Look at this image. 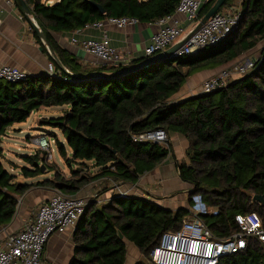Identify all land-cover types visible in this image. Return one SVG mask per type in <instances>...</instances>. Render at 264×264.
I'll return each instance as SVG.
<instances>
[{
  "label": "trees",
  "instance_id": "trees-1",
  "mask_svg": "<svg viewBox=\"0 0 264 264\" xmlns=\"http://www.w3.org/2000/svg\"><path fill=\"white\" fill-rule=\"evenodd\" d=\"M25 1L57 56L73 74L116 73L147 57L127 65L88 66L64 49L53 32H73L120 17L154 23L175 15L180 3V0H60L52 4L47 0ZM215 1L203 2L200 19ZM234 1L227 0L220 12ZM15 2L27 18L21 5ZM34 34L51 59L55 75L49 72L28 75L20 83L0 78V140L14 125L27 121L34 111L66 107L62 116L45 118L43 122L62 131L66 143L56 139L58 149L71 168L74 164L78 168H72L68 178L54 171L53 177L28 184L19 181L18 174L5 166L0 146V228L12 222L20 196L34 186L75 195L89 182L107 175L115 181L137 183L173 150L171 143L167 147L154 142H133L132 134L154 129H164L169 136L179 133L188 140L187 160L177 164L179 176L191 184L189 202L194 193H201L208 206L219 211L217 215L202 216L216 236L227 237L239 231L235 221L238 214L256 212L264 227V204L254 200L255 195L264 197V0H244L241 24L218 44L192 54L173 55L109 79L71 78ZM259 46L261 54L256 68L245 76L232 80L217 92L174 99L191 76L223 67ZM23 158L26 164L19 169L25 178L41 175L42 165L46 169L54 167L41 152ZM188 219H193L190 208L173 211L140 196H115L102 206L92 203L76 226L70 264H126L125 240L147 259L164 232L179 230ZM135 264L147 263L140 259ZM218 264H264V242L249 238L244 250L222 257Z\"/></svg>",
  "mask_w": 264,
  "mask_h": 264
},
{
  "label": "built area",
  "instance_id": "built-area-1",
  "mask_svg": "<svg viewBox=\"0 0 264 264\" xmlns=\"http://www.w3.org/2000/svg\"><path fill=\"white\" fill-rule=\"evenodd\" d=\"M243 1L235 0L223 12L213 15L191 38L175 53V56L196 53L207 47L214 46L226 39L241 24ZM49 4L53 0H47ZM202 0H180L177 13L184 15L192 30L200 20ZM32 19L36 21L33 17ZM119 28L139 22L136 18L120 17L107 20ZM159 30L152 36L145 48L146 57L166 50L180 40L184 28L173 16L156 21ZM105 21L95 22L88 26L101 28ZM73 43L91 54L94 66L127 65L131 57L124 54L111 43V38L104 33L101 38H73ZM243 58L221 69L215 75L204 80L201 93H211L226 86L232 80L245 76L256 68L260 58ZM47 72L55 75L53 63H49ZM28 74L21 68L0 65V78L11 82L24 81ZM134 143H159L168 147L170 136L164 129L147 130L132 134ZM41 150L46 151L47 163L53 159L51 143L46 135L34 138ZM128 192L120 196L127 197ZM98 199L94 194L89 197L69 195L61 190H54L47 202L40 204L33 219L27 221L21 229L13 232L0 244V264H45L44 250L50 237L55 233H65L75 228L91 203ZM20 199L18 206L20 204ZM190 210L193 219L183 222L177 231L164 232L159 244L150 252L153 264H218L220 259L244 250L249 238H258L264 242V227L261 217L256 212L238 214L235 221L240 230L227 237H218L202 219L204 215H217L219 211L210 208L201 193H194L190 198Z\"/></svg>",
  "mask_w": 264,
  "mask_h": 264
},
{
  "label": "crops",
  "instance_id": "crops-1",
  "mask_svg": "<svg viewBox=\"0 0 264 264\" xmlns=\"http://www.w3.org/2000/svg\"><path fill=\"white\" fill-rule=\"evenodd\" d=\"M58 1L60 0H53V2ZM202 1L204 2L206 0ZM15 3V0H0V65L19 67L28 75H41L46 73L51 59L44 52L42 44L37 40L34 34L35 31L28 18L23 16L19 6ZM174 17L184 28L183 38L191 31L190 25L184 15L176 13ZM158 30L159 25L157 22H137L124 28H119L115 24L105 21L104 26L101 28L87 26L86 28L73 32H53L52 34L56 41L64 49L78 57L80 62L95 67V58L74 44L72 41L73 38H101L104 33H107L111 38L113 46L118 48L125 57L129 56L132 60H135L146 57L145 48ZM260 49L261 46L247 52L231 63L217 69L212 75L240 59H254L259 55ZM212 75L208 76V78ZM203 78L205 76L201 72L191 76L183 88L174 96V99L183 100L190 96L200 94V86ZM45 109L47 108L34 111V113L41 112V110ZM170 143L173 147L171 155L157 166L155 170L142 175L137 183L115 181L111 176L107 175L89 182L75 195L89 197L96 194L98 195V199L92 203L97 206H102L109 203L113 197L120 196L121 192H128L127 195L129 197H144L173 211L180 208H190L189 193L192 187L191 184L184 182L180 178L177 165L187 160L189 143L179 133H172L170 135ZM31 182L34 181L25 183L30 184ZM53 192L48 188L33 187L21 195L19 198L21 202L14 219L7 226L0 228V244L9 234L19 231L23 224L33 219L38 206L47 202ZM75 231L76 227L68 229L62 234L55 233L50 237L44 250L43 259L45 264H70L74 256L75 245L73 243V235ZM138 252L140 251L138 250ZM136 258L138 261L140 258L139 255H136Z\"/></svg>",
  "mask_w": 264,
  "mask_h": 264
},
{
  "label": "rangeland",
  "instance_id": "rangeland-1",
  "mask_svg": "<svg viewBox=\"0 0 264 264\" xmlns=\"http://www.w3.org/2000/svg\"><path fill=\"white\" fill-rule=\"evenodd\" d=\"M220 68L221 67L217 69ZM217 69L205 70L201 72V74L205 76V78H203L201 81V86L204 80H206L208 76L216 72ZM65 109L66 107H50L45 110H41V112H35V113L33 112V114L27 119V121L14 125V127H12V129L8 132L7 135L1 138L0 146L1 149L4 151V156H5L3 157L2 160L5 166L11 172L18 174L19 181L36 182L38 180H43L44 178L53 177L54 171H59L66 178H68L71 175V169L78 168L76 164H74L73 167L71 168L67 164L64 157L61 155L58 149L56 139L60 140L63 143H66L62 131L59 128L53 127L48 123L43 122L45 118L62 116L64 114ZM40 135H46L51 143V150L53 151V159L50 162V165L54 167L53 168L48 167L42 172L41 175L36 176L34 178H25L19 169V167L26 164L23 156L29 154L33 155L36 154L37 152H41L42 155L45 154L46 156V151L41 150L36 144L33 143L34 138ZM34 187L48 188L54 191V188L52 187H43V186H34ZM126 243L128 250V257L126 264H135V262L137 261L136 255L137 256L139 255L140 257L139 260L142 259L145 261V263L152 264L150 255L149 258L146 259L141 255L140 252H138V248L134 244H132L129 241H126Z\"/></svg>",
  "mask_w": 264,
  "mask_h": 264
},
{
  "label": "water",
  "instance_id": "water-1",
  "mask_svg": "<svg viewBox=\"0 0 264 264\" xmlns=\"http://www.w3.org/2000/svg\"><path fill=\"white\" fill-rule=\"evenodd\" d=\"M17 1L21 5V8H22L23 12L25 13V15L27 16L29 22L31 23L34 31L36 32L37 36L39 37V39L44 44L49 55L55 61V63L64 72H66L69 76H71V78H73L75 80H90V79H97V78L109 79V78H114L117 76L125 75V74H128L130 72L140 70V69H142V68H144V67H146V66H148V65H150L156 61H159L161 59L172 57L173 55H175L176 51H178L191 38V36L196 31H198L213 15H215L216 13H218L220 11V9L225 5L227 0H216L214 5L202 16V18L199 20V22L196 24V26L190 32L186 36H184L183 38H181L180 40L175 42L173 45H171L166 50L161 51V52H159L153 56L147 57L143 61H141L137 64H134V65H131V66L125 68L124 70L116 72V73H105L103 71H93V72H89L87 74H73V73L68 71V69L64 66V64L61 62V60L57 56V54H56L54 48L52 47L47 35L45 34V32H43V30L40 29L38 23L32 19V11H31L30 7L28 6L27 2L25 0H17ZM95 5L102 12L104 11V9L102 8L101 5H99V4H95ZM20 82H22V81H20ZM20 82H16V83H20ZM217 91L218 90H215L213 92H217ZM201 94H203V93H201ZM198 95L199 94H197L196 96H198ZM45 169H46V166L42 165V172ZM190 193H192V192H190ZM254 200L264 204V197L263 196L255 195ZM120 236L123 237L122 234H120Z\"/></svg>",
  "mask_w": 264,
  "mask_h": 264
}]
</instances>
